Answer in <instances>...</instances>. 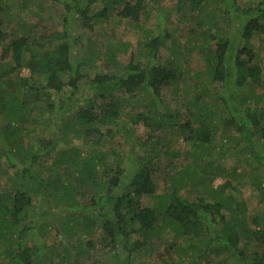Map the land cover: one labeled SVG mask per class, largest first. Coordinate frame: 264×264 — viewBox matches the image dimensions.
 Instances as JSON below:
<instances>
[{
  "label": "trees",
  "instance_id": "trees-1",
  "mask_svg": "<svg viewBox=\"0 0 264 264\" xmlns=\"http://www.w3.org/2000/svg\"><path fill=\"white\" fill-rule=\"evenodd\" d=\"M49 1L21 0L18 7L15 0H0V57H14V63H9L11 69L0 67L3 72L0 75V175L12 176L8 178L12 188L0 193V264H35L33 258H37L38 247L28 236L33 231L43 234L47 226L61 221L54 229L62 235L66 246L59 259L52 258L49 264H104L98 262L99 253H90L97 237L105 258L131 264L135 250L149 238L159 236L165 228L176 234L199 235L181 249L184 254L197 255L198 260L192 264H264V214L250 219L244 203L236 213L231 205L234 197L224 194L232 185L228 175L216 188L209 182L213 172H223L212 161L213 137L216 138L219 130L216 126L222 123L223 129L229 130L230 145H236H232L231 156L251 157L264 172V58L252 43L257 36L264 40V0L244 8L238 0H174L177 10L190 9L199 24L208 26L201 32L196 47H192L194 34L188 45H173L169 50L171 56L161 61L170 33L158 24L153 36L148 33L154 29L143 30L146 41L140 50V60L131 59L122 64L107 57L102 65L106 70L93 76L84 71V63L75 60L72 44L80 48L81 60L91 53L88 50L93 48L86 49L80 31L92 30L94 18L104 14L93 12L100 0ZM163 1L155 0L157 10ZM36 3L58 5L63 27L70 35L77 36L75 42L71 37L55 46L45 34L31 39L28 30L32 24L21 32L25 27L23 22L7 26V22L14 21L12 16L18 19L22 11ZM40 6L43 10L44 6ZM145 8L146 0H127L116 10L121 18L139 23ZM5 15L11 20L4 18ZM234 22L235 25H230ZM196 58L203 62L202 70L190 66ZM24 64L43 79L38 80L43 84L21 79L22 91L20 83L11 87L12 82L6 79L8 73ZM184 79L188 84H183V104L191 117L185 114L177 120L190 133L185 139L196 140L199 151L193 152L192 157L195 156L197 164L191 165L192 161L186 162L184 158L186 164L171 173L137 153L132 156L133 150L126 153L124 149L127 163L136 161L128 171L122 167L123 156L116 149L106 154L97 150L98 146L102 150L101 141L116 129L123 109L135 100L144 101L149 109L133 115L126 133H131L134 126L155 130L156 126L169 124L173 117L164 90L172 87L175 91ZM219 85L222 89L217 88ZM67 90L69 94L64 93ZM85 91H91L87 103H76ZM62 92L68 100L58 117L53 112L59 109L53 107L58 108V101L64 100ZM41 93L45 94L44 98ZM56 94H60L58 101H54ZM43 101L50 107L42 109V122L48 124L42 134L52 129L53 137H33L32 142L36 143L27 144L26 136L32 137L37 130L33 117L38 115L33 105L40 108L39 102ZM209 104L219 108L216 109L219 115L227 113L228 117L209 125L208 120L214 117H205L208 120L200 117L212 110ZM72 116L81 129L76 130L66 121ZM79 132L80 141L75 143ZM133 144L136 141L127 144L128 150L135 148ZM200 171L205 173L202 180L198 179ZM156 177L167 186L163 194H157ZM256 187L264 200L263 184L259 182ZM49 191H53L59 211L39 215L34 195L41 192L47 200L51 197ZM153 196L159 199L157 206L142 201ZM76 214L87 218L81 223ZM78 220L85 237L74 231L73 225ZM98 220L101 233L96 230ZM252 223L255 225L251 226ZM136 234H147V239L130 245L131 237ZM212 255L224 257L211 261ZM164 262L191 264L185 258Z\"/></svg>",
  "mask_w": 264,
  "mask_h": 264
},
{
  "label": "rangeland",
  "instance_id": "rangeland-1",
  "mask_svg": "<svg viewBox=\"0 0 264 264\" xmlns=\"http://www.w3.org/2000/svg\"><path fill=\"white\" fill-rule=\"evenodd\" d=\"M45 1L50 2L49 0ZM128 1L132 2L133 0ZM258 1L259 0H238V3L240 7L244 8L256 4ZM15 2L19 7L21 0H15ZM126 2L127 0H100V2L95 6L93 12L103 11L104 14L99 15L98 17L96 16L94 18V27L92 30L82 28V30L80 31L81 38L84 39V42L86 44V49L89 48V46H92V48L94 49L93 50L89 48L90 50L88 51L91 52L90 54H87L81 60L80 48H78V45L76 43L72 44V53L76 57L75 60L80 61V63H84L83 69L89 75L93 76V74L96 72L106 70V68L102 65L103 61L107 57H109L110 59H115L118 63L122 64H126L131 59H133L134 61L140 60V50L143 43H145L146 41V39L143 37L144 33L146 34V32L143 31L144 29H154L153 31L148 33L153 36L156 33L155 29L157 28L158 24H160L170 33V38L169 40H167V46L164 48L165 51L161 53L160 56V60L164 62L171 56V51L169 50L173 45H188V43H190V41L192 40L194 34H196V37L193 38L192 43L195 44H193L192 47H196L200 41L202 35L201 32L203 30H206V28L208 27L207 24H199V20H197L198 17L195 13H192L190 9H186L185 7L184 11L180 12L179 10H177V5L174 4V0H164L160 5V9L158 10L155 8V0H146V8L144 10L145 15L141 17L140 22H130L118 16L116 10L118 6H121ZM40 5L44 6L43 10L41 9ZM58 8V5L53 6L50 4L36 3L28 10L22 11L18 19L11 15L14 21L7 22V24H9L7 26H17L19 23L23 22L25 24V27L20 29L19 32H21L24 28H29V26H31L32 24L31 28H29L31 30H28V34L30 35L31 39L38 38L39 35L45 34L46 37L52 38L50 41H52V45L55 46H57L61 42L69 41V39L72 38L75 42L77 36L72 34L70 35L66 32L65 28L63 27L62 20L60 19V9L58 10ZM13 13L14 11L12 12V14ZM4 18L11 20L6 17V15L4 16ZM19 20L21 21L19 22ZM233 24L235 25V22L231 23L230 25ZM73 41H71V43ZM252 43L258 50L257 52L259 53V55L264 58V40L261 39V37L257 36L253 39ZM2 46H5V44H3ZM13 59L14 57H12V55H10L8 59H3L0 57V67L8 71L9 69H11L9 68V63H14ZM190 66L194 69L202 70L203 62L197 58L192 59ZM91 71L93 73H90ZM2 73L3 72L0 71V75ZM6 79L12 82L10 83L11 87L14 85L16 87L18 86V83H20L21 91L23 87L21 85V79H26L27 83L29 82L30 84H35L38 82L40 84H43V82H40L43 79H41L37 73H32L29 66H27L26 64L22 65L21 68L15 67L12 72L8 73ZM184 83L188 84V81L184 79V82L179 83V88L175 91L172 87L164 90L166 91V95H164L165 102L169 106V109H171L173 117L171 118L169 124L167 123L168 125L165 124V126L161 128L156 126L157 129L155 130H150L149 127L139 125L134 126V128L132 127L133 130L131 133H126V126H129L128 124L131 123L130 119L133 117V115L140 111L143 112L149 109L144 101L140 102L139 100H135L132 103H128V107H126V109H123V116L119 120V123L116 125V129L111 135L105 137L101 141L102 150L99 146L97 147V150L101 153L106 154L112 148L116 149L117 152H120L123 156V163L121 165L125 169H129L130 167H132V163L136 161L133 160L131 163H127L128 160L126 158V154L124 155V149L126 153L127 151L133 150V153H131L132 156L134 155V153H137V155H139L141 158L149 159L151 164H156L163 171H168L171 173L176 172L183 164H186V162L190 160L192 161L191 165L195 164L196 162L193 159L195 158V156L192 157L193 152L199 151L196 146V140L185 139V136L190 135V133L189 131H187V129L181 127L182 121L177 120V118L185 114L188 115V117H191L190 114H187L186 106L183 104V99H185V97H183L182 95ZM217 88L222 89V85H219ZM260 90H262L261 87ZM69 92L70 90H67L64 93L69 94ZM84 93L85 95L81 98V101H77L76 103L79 104V102L81 103L83 101L85 102V104L87 103L86 99L89 97L91 91H85ZM62 95L64 96L63 92ZM44 96L45 94L41 93V98H44ZM59 96L60 94H56L54 96V101H58ZM67 100L68 99L66 98V96H64V100L58 101V108L53 107V109H59L57 113L56 111L53 112V114L55 113V116H61L60 111H63V109H65V107L62 108V106L65 105ZM39 106L40 108L33 105L34 111L36 112V115H38L33 117V121L37 125V130L34 135H32V137L26 136L27 144L36 143V141L32 142V140H34L33 137L39 138L41 135H45L51 138L53 137L52 129H50L51 131L47 130L44 134H42L43 131L47 128L46 126L48 125L47 121L42 122L44 118L42 116V109H45L46 107L47 109H49L50 106L45 101L39 102ZM207 106L212 110H210V112H206V114L200 115V117L203 116V119L205 120L209 119L205 117H214L215 119L208 120L209 125L214 122H222L223 117H228L227 113L219 115V110H216L219 109L217 106H215L214 108L211 106V104ZM56 121L57 123H59V125H61L59 118H57ZM66 121L70 126L73 125L76 130L81 129V126L79 124H77L76 122L74 123L75 119H73V116L72 119L68 118ZM197 122L200 123V119ZM219 126H216L219 129L216 133V138L213 137L214 151L212 153L215 157L212 161H215L214 167H221L223 172L222 174L218 171L213 172V175L211 176L212 180H208L209 182H211L214 188H216L217 186L224 183L229 177L232 185L231 188H228L224 194L226 196L232 195L234 197L232 199L234 203H232L231 205L234 210L236 209V213L240 210L241 204L244 203L243 205L246 206V213H248L250 219H253L257 214H264V200L259 196V189L258 187H256L259 182H261L264 186L263 169L258 168L256 166L257 164L252 161L253 159L251 157H232L231 153L233 152V144L230 145L232 140L227 136L230 135L228 133L229 130L223 129V123ZM221 133L226 134V136L222 137ZM79 135L80 132L76 135V140L74 141L75 143H78L80 141ZM74 139L75 136L73 140ZM134 141H136L137 143L136 145L133 144L135 148H131L130 150H128L129 146L127 147V144L134 143ZM236 141H238V139ZM156 149H158L157 152H155ZM124 158L126 162L124 161ZM184 158L186 162L184 161ZM3 163L5 164L6 162L4 161ZM128 171H130V169ZM56 172H59V170ZM204 174L205 173L200 171L201 176H198V179L202 180L203 176H205ZM226 175H228V177ZM10 177L12 176H9L7 174L1 176L0 193H2L5 189L12 188V182L10 179H8ZM156 180L158 181L157 194H163L167 191V186L162 181V179L156 177ZM188 189L189 185L186 186V189H184V194H186V191ZM49 192L51 193V197L47 198V200L45 199L46 196L44 197V194H42L41 192H38L34 195V201L38 206L39 215H48L59 211L54 203L55 196L53 195V191ZM142 201L145 204L157 206L159 199L153 196L145 197ZM76 215L79 217L81 223H83L85 218H87L80 214ZM67 219L70 221V216ZM79 220L73 225L75 227L74 231H77L79 237H85L84 232H82L83 228L79 227ZM61 223L58 224L55 222L54 226H47V228L45 229L46 232L43 234L39 231H33L28 236L30 240L34 242L35 246L38 247L36 253L37 258H33V262L35 264H49L50 259L52 258H55V260L57 261L59 259V255L63 253L66 242L63 240L62 235H58L55 233L54 229ZM98 224H100V220L96 222V230L101 233L102 231ZM161 225L162 223L160 224V226ZM254 225V223L251 224V226ZM80 226H82V224ZM197 237H199V235L195 233L182 235L180 233L176 234V232H174L173 230H168L167 228H165V231L161 232L159 236L151 239L149 238L147 242L143 243L139 248L135 250L134 254L132 255L133 259L131 264H162V260L165 261L164 263H171L173 260L179 258H185L189 263L192 264L193 262L198 260L197 255L187 252L186 254H184L183 250L181 249L182 247L196 241ZM131 238L132 239L130 240V245H135L136 243L143 242L144 239H147V234L146 236H144L143 234H136ZM96 241L97 242L95 243V247L90 250V253L100 254L98 258L99 263L102 262L104 264H121V262L117 263L118 261L116 259L105 258V256L101 254L102 252L101 246L99 244V237H97ZM178 242H180V244H177ZM172 245L176 246L170 249L169 247H171ZM211 251L212 249H210V252ZM223 257L224 256L218 257V255H212L210 259L211 261H216L221 260Z\"/></svg>",
  "mask_w": 264,
  "mask_h": 264
}]
</instances>
